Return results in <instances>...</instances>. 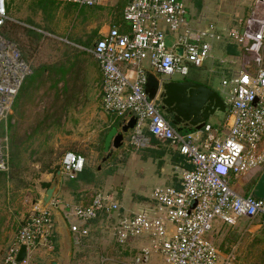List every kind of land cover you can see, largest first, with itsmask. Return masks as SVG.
Wrapping results in <instances>:
<instances>
[{
	"label": "built area",
	"instance_id": "obj_1",
	"mask_svg": "<svg viewBox=\"0 0 264 264\" xmlns=\"http://www.w3.org/2000/svg\"><path fill=\"white\" fill-rule=\"evenodd\" d=\"M46 1L91 7L105 0ZM117 2L122 5L121 22L110 25L89 50L101 71L103 109L120 124L135 118L124 136L125 145L134 149L146 145L148 132L168 142L184 163L175 167L177 186L155 187L151 201L136 212L125 214V208L112 196L97 191L83 204L65 205L63 217L77 243L88 236L89 223L101 213L111 220L107 229L116 243L148 238L150 245L141 247L126 264H146L153 253L160 254L165 264H229L233 257H221L210 238L215 222L231 227L240 218L258 219L264 227V199L239 193L233 183L257 168L264 169V0H258L246 17L238 13L230 16L220 30L215 23L202 25L206 19L194 18L183 0ZM6 20H12L7 0H0L1 173L10 171L7 126L12 106L24 79L33 72L32 61L23 58L17 45L2 35ZM221 40L235 43L240 57L217 59L214 42ZM177 48H181L180 55ZM216 60L237 65L229 76L221 72L214 88L229 106L224 119L216 125L209 121L199 130H177L156 98H148L146 71L160 79H183L191 67ZM124 65L133 67V77L123 70ZM209 72L216 73L214 67ZM84 162L81 154L66 151L60 171L66 178H75ZM15 233L1 264H37V252L54 250L52 208L41 207L38 201L31 203ZM21 245L25 254L18 260Z\"/></svg>",
	"mask_w": 264,
	"mask_h": 264
},
{
	"label": "crops",
	"instance_id": "obj_2",
	"mask_svg": "<svg viewBox=\"0 0 264 264\" xmlns=\"http://www.w3.org/2000/svg\"><path fill=\"white\" fill-rule=\"evenodd\" d=\"M183 1L185 2V0ZM206 1L210 0H200L202 3ZM199 17L202 18V15ZM114 20L115 19L111 20L110 25L114 24ZM208 23H215L216 29L220 30V28L226 25L227 20L222 21L217 18L208 19L205 20V22H202V25ZM199 24L201 25V22H199ZM37 31L42 36L41 40H44L50 35L41 29H37ZM42 32H46L48 35L43 36ZM104 32L99 35V38L102 37ZM221 41L224 42H219L218 44V41L214 42V53L217 59L222 57H240L238 46L235 47L237 52L232 53L227 50V47H224L226 42L231 41ZM93 44L77 54L73 68H70V66L63 68L62 66L46 65L35 66L32 68V74L24 79L12 106V113L9 117L7 126L8 146L11 139V141L14 140V144L24 143L23 139L24 136H26L28 137V140L29 138H32L31 141H34L32 144V151L34 153L40 152V154H45L46 152L54 154L73 151L81 155L84 153L86 156H91V154H97V152H99L100 146H102V152L106 153L103 151L105 135L110 128L117 126L121 122L120 120L113 121L110 114L103 109L101 96V71L97 60L89 52ZM143 65L147 70L149 69L146 61L143 62ZM202 67H191L188 78L204 83L213 88L212 82L214 77L219 80L221 72L225 73L226 76H229L231 71L236 69L237 65L232 66L228 64H220L219 61L216 60L213 64L206 61ZM210 67H214L216 73L210 74ZM122 68L129 77L134 76L133 67L131 65H124ZM47 74L53 79H47ZM30 142H27L26 144L28 145ZM122 146L126 147L124 143ZM45 147L47 150L43 152V148ZM116 149L118 148L110 146L109 153L113 151L110 154V157L116 155ZM25 150L29 151L31 149L27 148ZM22 151H24V149H22L21 152ZM118 151H120V149ZM142 151L148 153L140 156L141 158L139 160L142 162L154 164L155 162H153V158H159L156 165L160 166V170H155L157 166L154 164L155 168L152 171V178H150V180L153 179L155 182L150 183L152 185L148 190L145 185L138 184L137 187L131 189L129 183L126 181L123 183L121 180H113L116 175H124L129 168L131 171L133 170L131 165L134 163V160L132 159L134 156L137 157V155H139L137 151L130 152L128 157L129 161L126 160L121 166L116 167V169L110 174H106V171L108 170L107 168V170H102L97 165L87 164L90 168L95 169V172H97V175L99 176L97 180L94 179L93 182L79 183L76 188H73L71 184L69 185L67 183L68 179L61 173L60 182L50 205L53 210L56 228L54 235V250L49 252L41 250L37 252L35 258L37 264H72V259L75 257L76 246H74L75 240L70 233L68 223L63 217L62 212L65 205L83 204L90 199L97 189H99L118 201V203L125 208V214H130V212H136L140 205L151 201L152 191L155 187L162 185L177 186L175 167L184 163V158L178 153V151L164 145L161 147L155 145L152 149L146 148ZM40 159L37 161H48L45 160V157L44 159ZM166 164L170 165V171H168V173H166L167 171L164 172ZM56 165L55 159L49 160L44 165L39 163L40 171L37 176L38 180L35 201H38L44 195L49 182L54 178L55 173H52L49 170L57 167ZM58 169L60 170V167ZM262 171L263 170H261V172ZM261 172L259 173V176ZM120 173L121 175H119ZM250 173H253V171ZM104 182L110 183L108 187L110 186L111 189L113 188L112 191L103 187ZM44 184L47 185L45 186ZM34 200H32L31 203H33ZM115 215L116 213L111 214V216ZM0 220V226L3 222L1 228L6 229L10 220L5 219L4 216ZM110 221L111 220L108 218H100L99 216L89 223V234L84 238L90 236V232L92 231L91 228H93L95 224H99L98 228L105 229ZM225 226L226 225L222 222L216 221L214 230L211 233V237L215 238L212 240L217 245L221 257L228 255L224 250L220 249L222 241H225V238L227 237V232L224 231ZM242 226L243 228L245 226V235L249 236L252 240V244L249 248L253 246L255 241H264V227L260 224L258 219L251 221L248 218H240L234 226L228 227L233 229L235 227L242 228ZM10 237L12 238L10 239L9 244L14 239L15 234L14 236L11 234ZM114 242L116 241L114 240ZM137 242L138 245L133 247V257L141 247L150 245V240L148 238L140 237ZM245 247L247 248V246ZM232 248H234V246ZM52 254H55L56 258H49ZM77 263H79V261H77ZM148 263L150 262H147L146 264ZM153 263L160 264L157 260H153L151 264ZM162 264H165L164 261Z\"/></svg>",
	"mask_w": 264,
	"mask_h": 264
},
{
	"label": "rangeland",
	"instance_id": "obj_3",
	"mask_svg": "<svg viewBox=\"0 0 264 264\" xmlns=\"http://www.w3.org/2000/svg\"><path fill=\"white\" fill-rule=\"evenodd\" d=\"M8 1L10 2L9 16L13 20L4 26V37L17 45L23 58L32 61V68L45 65L73 68L77 54L85 48H89L99 38V35L108 29L111 20L119 17V2L117 0H105L101 5L91 7H79L65 2L51 3V1L46 0ZM185 3L194 18L202 15L206 20L217 18L223 21L235 13L246 17L247 13L255 8L258 0H210L201 2L200 7L196 6L195 0H185ZM37 29L46 31L50 35L41 40L42 36ZM47 79L53 78L47 74ZM218 83V78L214 77L213 88ZM11 140L9 141L10 179L6 180L5 176L0 175V219L4 216L5 219L10 220L6 229L1 228L3 222L0 226V264L6 247L12 238L10 235L16 234L18 224L27 216V210L32 200L36 199L39 163L44 165L49 160L55 159L56 166L60 167V159L63 155L61 152L46 153V147L43 148L45 154L34 153L32 151L34 141H31L32 138L28 140L26 136L23 139L24 143L21 144H14V140ZM27 142L30 143L27 145ZM101 147H99L97 154L86 156L82 153V155L86 164L97 165L102 170L109 168L115 170L126 160L129 161L130 152L137 151L126 145V147L122 146L116 149V155L110 157L113 151L103 153ZM27 148L31 150L26 151ZM22 149L24 151L21 152ZM119 149L120 151H118ZM142 150L137 151L139 155L132 159L134 160L131 165L133 170L131 171L129 168L124 175L120 173L121 176L116 175L113 180H121L123 183L126 181L131 189L137 187L138 184L145 185L147 190L149 189L152 185L150 183L155 182L150 178H152V171L159 158H153L155 165L142 162L139 160L140 156L148 154ZM44 157L48 161H37L40 158L44 159ZM169 167L170 165L166 164L164 172L167 171L166 173H168ZM155 170H160V166H157ZM261 170V168H257L255 171L260 173ZM108 185L110 183H103L104 188L112 191L113 188L111 189ZM98 226L99 224H95L91 228L89 237L80 240V243L75 242L76 252L72 264H126L133 259V247L138 245V238H131L118 244L114 242V238L107 227L100 229ZM224 231L227 232V237L225 241H222L220 249L233 257L229 264H264V241H255L253 246L249 248L252 240L245 235V226L244 228L242 226V228L235 227L233 229L225 226ZM211 236V239H215ZM233 246L234 248H232ZM55 256L52 254L49 258ZM153 260H157L160 264L163 262L160 254H151L148 264H151Z\"/></svg>",
	"mask_w": 264,
	"mask_h": 264
},
{
	"label": "water",
	"instance_id": "obj_4",
	"mask_svg": "<svg viewBox=\"0 0 264 264\" xmlns=\"http://www.w3.org/2000/svg\"><path fill=\"white\" fill-rule=\"evenodd\" d=\"M181 54V48L176 49ZM145 92L149 99L156 98L163 115L170 123L181 131L184 128L199 130L211 121L213 125L221 122L229 106L216 90L204 83L191 79H160L154 72L145 73ZM216 117V119H214ZM135 118L131 117L126 124H118L110 128L104 138L103 151L109 153L110 146L119 148L123 145L125 134L134 126ZM61 171L58 169L49 182L44 195L38 200L41 207L51 205V201L60 182ZM253 195L264 199V169L253 188ZM37 201H33L36 203ZM55 219V218H54ZM63 220V219H62ZM56 229V228H55ZM25 254V246L21 245L17 259Z\"/></svg>",
	"mask_w": 264,
	"mask_h": 264
},
{
	"label": "trees",
	"instance_id": "obj_5",
	"mask_svg": "<svg viewBox=\"0 0 264 264\" xmlns=\"http://www.w3.org/2000/svg\"><path fill=\"white\" fill-rule=\"evenodd\" d=\"M31 1H45V0H31ZM196 1V6L197 7H200V0H195ZM57 1H51V3H56ZM65 3H69V2H65ZM73 4V3H72ZM73 5H76V4H73ZM9 7H10V2L7 0V12L9 13ZM118 8H119V17L116 18L114 20V24L116 23H119L121 22V9H122V5L119 3L118 4ZM12 20H6L5 23L3 24L2 26V29H1V33L2 35L4 36V26L6 25L7 22H10ZM219 42H224V41H218L217 44ZM237 45L233 42H226L225 43V46L224 47H227V50L229 52H232V53H236V47ZM185 79H190V78H187L185 77ZM184 131H189V129L187 128H184L183 129ZM147 137H148V143L142 147H139L138 149H134V150H141V149H146V148H154V146L156 145L157 147H161V146H168V147H171L173 149L172 146L169 145L168 142L164 141V140H160V139H157L155 137H153L150 133L147 132ZM9 164H10V161H9ZM187 165V164H186ZM59 167H55L54 169H50L49 171L52 172V173H55L56 170H58ZM96 170L93 169V168H90L89 166H87L86 162H84V166H83V169L81 172H79L75 178H72V179H69L67 178V183L73 187V188H76L79 183H84V182H93L94 179L97 180L98 176L97 175V172H95ZM114 171V168H109L107 171H106V174H110ZM10 171L8 173H1L0 172V175L1 176H5L6 180H9L10 179ZM259 177V172H256L255 170H253V173H248L246 174L245 176H243L241 178V180H233V183L237 189V191L241 194H249V193H252L253 192V187L257 181ZM66 178V177H65ZM45 186L47 184H44ZM97 191H101L99 189L96 190ZM253 194V193H252ZM106 215L107 214H104V213H101L100 214V218H106ZM4 256V255H3Z\"/></svg>",
	"mask_w": 264,
	"mask_h": 264
},
{
	"label": "flooded vegetation",
	"instance_id": "obj_6",
	"mask_svg": "<svg viewBox=\"0 0 264 264\" xmlns=\"http://www.w3.org/2000/svg\"><path fill=\"white\" fill-rule=\"evenodd\" d=\"M187 78H188V76H187Z\"/></svg>",
	"mask_w": 264,
	"mask_h": 264
}]
</instances>
